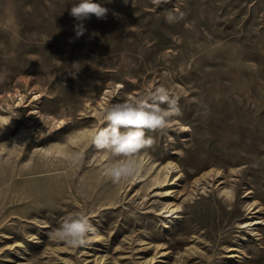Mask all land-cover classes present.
<instances>
[{"label": "rangeland", "instance_id": "1", "mask_svg": "<svg viewBox=\"0 0 264 264\" xmlns=\"http://www.w3.org/2000/svg\"><path fill=\"white\" fill-rule=\"evenodd\" d=\"M77 2L0 0V264H264V0H94L80 37ZM161 84L180 122L114 185L102 113ZM75 211L71 248L49 233Z\"/></svg>", "mask_w": 264, "mask_h": 264}, {"label": "clouds", "instance_id": "2", "mask_svg": "<svg viewBox=\"0 0 264 264\" xmlns=\"http://www.w3.org/2000/svg\"><path fill=\"white\" fill-rule=\"evenodd\" d=\"M169 0H151L159 7ZM109 9L94 0H78L69 9V15L77 23L74 25L76 36H82L86 28L84 22L95 16L98 20L106 19ZM184 13L167 11L164 20L168 24L178 23L184 18ZM78 64H74L75 67ZM179 99L172 90L163 84L153 89H147L138 97L125 99L122 102L110 104L102 113V126L92 135L94 148L106 154V162L101 168V174L112 184L118 185L133 178L138 171L137 156L155 145L153 136L147 131L166 133L174 124H179L183 113L179 107ZM82 152H75L70 160L80 163ZM95 228L88 215L83 211L70 212L61 218L49 237L62 242L68 247L85 246L94 236Z\"/></svg>", "mask_w": 264, "mask_h": 264}, {"label": "bare ground", "instance_id": "3", "mask_svg": "<svg viewBox=\"0 0 264 264\" xmlns=\"http://www.w3.org/2000/svg\"><path fill=\"white\" fill-rule=\"evenodd\" d=\"M167 215H170V214H167ZM253 223H255V222H253ZM253 223H252V224H253ZM246 225H248V224H246Z\"/></svg>", "mask_w": 264, "mask_h": 264}]
</instances>
